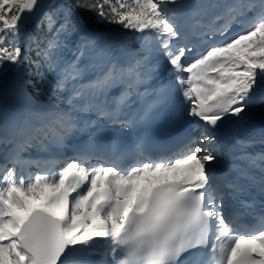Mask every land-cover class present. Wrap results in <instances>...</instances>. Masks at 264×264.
Wrapping results in <instances>:
<instances>
[{"label":"rangeland","instance_id":"rangeland-1","mask_svg":"<svg viewBox=\"0 0 264 264\" xmlns=\"http://www.w3.org/2000/svg\"><path fill=\"white\" fill-rule=\"evenodd\" d=\"M33 1L29 0L30 10L33 9L34 11H40L41 9H43L45 3L42 5H36ZM168 1H170V3L187 2V0ZM190 1H196V3L199 5L196 7L197 9H193V13L191 15L192 21L189 23V25L191 24L194 30L201 35H208L207 31L210 26L207 28L205 27L201 30L199 25H195L193 19L195 12L198 13V17L200 15H203V17H205L204 20H206L215 16H226L230 9H232L230 14V17H232L235 13H238L240 12L239 10H241V8H239L237 0H226L224 4L216 6L211 13L207 12L206 6L202 7V0ZM244 1L246 5L243 6V9L249 8V10L251 11L250 17H247V15L243 17V14L241 12V14L238 16L239 20L233 19L231 21V24L227 28H223L220 32H212L211 35L205 36L203 38V43L207 48L206 56L204 59L208 64V71L211 72L212 70H215L218 72L217 76L212 78L209 77V82L211 83L209 87L207 86V82H203L200 85L201 88L205 89L203 100L205 102L209 101V103L214 100L217 101L218 99L227 100L226 108L238 106L239 104H236V101L240 96L237 95L242 93L248 86L252 84L255 85L260 94L255 99L251 97L249 100L253 102L255 101L259 104H261L260 102H264V91L262 90L264 86V73H255V71H257L255 67L249 69V67L256 65V61L261 63V61L259 60H261V57L264 54V11L259 12L262 8V3L264 5V0L261 2V5H258L257 7L251 3V0ZM132 5L134 6V11H131L129 13L130 15L123 19L124 23H129V25H126L128 26V33H119L115 36L116 39L114 41V44H112L115 51L113 54H108L103 50H99V48L106 49V46L102 43L97 45L96 47L95 43L91 41L90 48H86V43H82V46H84V48L81 53L82 63L79 67V73H85L87 76H90L89 71H91V74L96 73L97 71L103 69L104 66H107L103 63V61L106 59L104 58L105 55H108L109 57L114 56L117 60H120L121 57H125L126 55L131 54L129 53L130 50L128 48H136L137 50H139V54L141 55V57H145L147 55V51L152 49L153 47L160 50L159 46L154 44L160 42V27L165 28L164 37H167V35L169 34L172 35L173 38L178 37L179 29L177 30L174 27L175 24H179L181 19H183V13L178 15L175 14L172 9H163L161 4H159V0H133ZM163 15L166 16L163 17ZM134 17L136 18L134 19ZM219 26L220 24L213 25V28L219 29ZM79 32L84 34L83 31ZM124 36H126L128 40H126V46L121 43ZM144 37L146 38V40H144ZM210 38H216L219 41L223 40V42L220 46L217 47L216 45L209 46L208 43L210 41L208 40ZM137 40L140 43L139 46H142V49L137 47ZM159 44L160 46H162L161 43ZM143 49H146V51H143ZM90 54H92V56H90ZM96 54H98V56ZM61 55L62 53L57 54L55 60L58 62H62L63 58ZM185 67H187V65ZM29 74V72L22 73V71L16 66V64L11 65L10 73L8 75L9 78H7L6 80V82H8L7 88L9 89L10 94L17 95V90L11 88V84L18 85V82L22 78V76L24 75L26 77H29ZM26 80L29 81V79L27 78ZM203 89L201 90V92H203ZM2 96L3 93L0 94V104L2 101ZM194 99L195 98L192 95L193 104L191 105V112L197 109L195 105L197 102L196 100L194 101ZM23 104L27 108L30 106L27 98H25ZM240 112L241 111H237L236 113ZM73 113L74 112H71L70 116H72ZM41 114L44 113L41 112ZM240 114L246 115L244 112H241ZM253 117L254 121L259 122L261 117H264V111L253 113ZM255 125L257 124L255 123ZM27 191L30 192V190Z\"/></svg>","mask_w":264,"mask_h":264},{"label":"bare ground","instance_id":"bare-ground-1","mask_svg":"<svg viewBox=\"0 0 264 264\" xmlns=\"http://www.w3.org/2000/svg\"><path fill=\"white\" fill-rule=\"evenodd\" d=\"M176 4L175 5V11L176 13H185V14H189L192 13V9H194L196 7V2H192L189 1L187 3L185 2H177V3H173ZM199 5V4H198ZM197 9V8H196ZM191 10V11H190ZM175 13V14H176ZM184 17V19H182V21L179 22V26L181 27L183 26L182 30L187 29L188 27H186L187 23H190L191 17L188 16ZM194 19V18H193ZM209 46H213L212 43L208 44ZM191 48H189L188 50H190ZM193 49V48H192ZM169 53L170 58L169 59H165L166 61L164 63H166L168 65V67H172V68H178L179 69V73L177 75H172L171 72L169 71H162L159 70V68H157L156 73H154V68H153V62L152 61H147V60H143L146 61V65L143 66V63H137L135 64V67H139V66H143L142 68V75H141V82L145 81V77L147 76V71L151 72V76L157 75L159 72L161 75L163 74H168L170 76H172L175 80V82L177 84H183V91L186 92L187 94H191L194 96V101L196 100V110H194L191 114H189V116L193 115L194 112H197L195 115L192 116V118L195 117H199L202 116L203 118H207L208 116L213 118L217 123L218 126H222V124H225L227 122L231 120H237V130L238 133L240 134V136H242L244 138L251 136V133L254 131L253 130V124H255V121H253L251 119V117L249 116H244L242 118V120L238 119V118H232L233 115L236 116V112L237 111H242L245 113H249V114H253V113H259V112H263L264 111V102H262L261 104H257V105H247V106H232L231 108H226V104H227V100H217V101H212L211 103L205 102L203 100V93L201 92L202 88L197 84L198 83V79H200V76L205 75V72H203L205 70V67L207 66V63L205 62V60H201L198 62V64L201 65V69L199 70V74L198 77H196L197 72L192 71V67L196 65V63H190L189 60L182 62V61H176L174 59V52L170 49V47H166L164 51H160V50H154V49H150L149 50V57L150 60L152 58H156L157 60H159V63H163L164 57L163 54L164 53ZM159 55H158V54ZM192 58V57H191ZM123 61V60H120ZM184 63H188V67H185ZM156 68V67H155ZM202 72V73H201ZM146 74V75H145ZM187 74L190 75H195V81L196 83L194 85L188 84V82H185V76ZM204 78V77H203ZM82 78H79L78 80H81ZM188 80L190 81V76L188 78ZM204 81V79L202 80ZM140 82V85H141ZM179 82V83H178ZM185 83V84H184ZM197 84V85H196ZM109 92H106V95ZM115 93V92H112ZM103 94L100 93V89H98V93H97V97L96 99L98 100L100 97H102ZM191 104H193V102L191 101ZM118 110L121 111L122 108ZM117 110V111H118ZM114 115L116 116L117 119L121 118V114L120 113H114ZM264 120V118H263ZM86 122V120H85ZM243 138H239V140L237 141H242L244 140ZM197 158H193L191 157L188 161V163L186 165H181V163H169L167 164L166 168H171L170 172L171 175L170 177L173 178H177L178 176H182L183 178H185L186 180L188 179L189 176H192L191 172L193 171L191 165L194 162H197ZM151 170V169H148ZM89 169L87 170V175H89ZM110 173L108 171H104V172H100L98 173L96 177L99 178V181H107L110 180ZM149 175H155L156 176V181L154 182H160V180L165 179L163 176H161L159 174V172L153 173L151 172ZM191 178V177H190ZM205 181V177L203 175H198V180H197V184L198 185H202L205 186L206 184L204 183ZM142 183H144L143 177L141 176L138 181H137V186L139 187L137 190L140 191V193H144L142 191ZM150 184H148L144 189L146 190V188L149 186ZM32 191V190H30ZM46 189L42 188L38 190V193L36 194L35 197V201H43L44 198V194L46 193ZM122 194V192L120 193ZM131 194L132 192L129 191L126 194H124L125 197V201H127L129 199V202L122 206V199L120 198H116L115 200V204H114V208L117 211H114L113 213L117 214V212L120 211H125L128 207H136V200L133 198L131 199ZM99 195V194H98ZM105 195V193H101L100 196H98L97 198V202L101 201L103 199V196ZM119 195H117L118 197ZM123 203H125L123 201ZM54 206V205H53ZM51 212H54L58 215H60L63 218V222H64V231H65V236L67 238V244H68V253H67V259L71 258L72 255V251L75 249V247L77 246V242L81 239V236L85 235V238H88L90 240H94V239H98L99 237L103 236L106 239H108L112 233H113V226L112 224L108 225V222L106 221H101L100 219L102 217H99L98 214L96 213L95 209L91 208V207H86L84 214L81 216L80 220L77 219H68L67 213L63 210V209H57V208H53V207H49L48 208ZM83 210V209H82ZM122 216H124V213H122ZM123 217L120 216L117 223H119V225H121V221H122ZM116 225V224H115ZM114 225V226H115ZM109 233L108 236H106ZM9 235V233H8ZM256 243L255 248L258 250L259 253L264 254V242L262 239H258L254 241ZM111 243V242H110ZM7 258H10L11 255L7 254L6 256Z\"/></svg>","mask_w":264,"mask_h":264},{"label":"trees","instance_id":"trees-1","mask_svg":"<svg viewBox=\"0 0 264 264\" xmlns=\"http://www.w3.org/2000/svg\"><path fill=\"white\" fill-rule=\"evenodd\" d=\"M33 2L36 5L45 3L44 6L49 8H53L56 3H60L77 22L93 31H99L104 28V25L95 19L99 11L103 14L106 23L111 26L118 24L119 15H121L120 18L126 15V12L111 0H108L110 7L106 9L103 7V10H99L97 7L98 4H102V0H36ZM29 4V0H4L0 3V34H2L3 29L9 27L14 31L13 33L25 36L27 50L26 52L23 49L21 51L25 52V54L30 57L31 61H33L40 52L45 49L46 40L51 38V34L46 28L38 30L33 24L34 20L28 19L29 15L27 18H23L24 21L21 25L15 22V20L21 16V13L23 16L31 13L28 12ZM38 36L44 37L43 42L37 40ZM14 51H17V49H8V52L12 54ZM262 63L264 64V57ZM32 84L31 92L35 95H39L42 86L36 76H33Z\"/></svg>","mask_w":264,"mask_h":264},{"label":"water","instance_id":"water-1","mask_svg":"<svg viewBox=\"0 0 264 264\" xmlns=\"http://www.w3.org/2000/svg\"><path fill=\"white\" fill-rule=\"evenodd\" d=\"M32 218H35L38 225L36 230L25 229L21 234L24 247L36 256L37 264L60 263L63 249L59 222L39 211H35Z\"/></svg>","mask_w":264,"mask_h":264}]
</instances>
